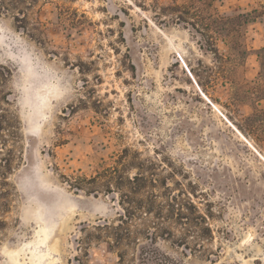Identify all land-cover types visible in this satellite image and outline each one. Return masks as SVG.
Wrapping results in <instances>:
<instances>
[{
  "label": "rangeland",
  "instance_id": "374dc122",
  "mask_svg": "<svg viewBox=\"0 0 264 264\" xmlns=\"http://www.w3.org/2000/svg\"><path fill=\"white\" fill-rule=\"evenodd\" d=\"M167 4L0 0V264H264V0L233 108Z\"/></svg>",
  "mask_w": 264,
  "mask_h": 264
},
{
  "label": "trees",
  "instance_id": "16d2710c",
  "mask_svg": "<svg viewBox=\"0 0 264 264\" xmlns=\"http://www.w3.org/2000/svg\"><path fill=\"white\" fill-rule=\"evenodd\" d=\"M1 1L3 4L7 5L16 4L17 2L26 3V0ZM213 1L214 0H191L189 3L186 2L187 4L184 6L179 3V0H168V4L163 6V9L175 13L174 21L196 34L199 39V48L202 51L213 54L214 65L199 61L197 68H191V72L200 78L198 84L206 93L219 92L220 94L225 93L228 95L231 91L227 106L233 108L238 105V100H241V98H238V89L240 90V88H242L243 81L246 80L243 78V69L241 70V66H243L249 50L242 41L240 27L248 23V20H246L243 14L225 15L219 13L213 6ZM29 6V3H27L26 8H29ZM20 10L23 9L20 8ZM219 40L224 44V51L221 50L218 44ZM262 54H264V47L259 51V55ZM261 79L264 81V72ZM262 86H264V82L257 85V87ZM262 88V90H264V87ZM253 116H260V118H262L264 117V112L255 113ZM142 179H144L142 176L128 177V183L132 191L137 192V188L139 187H134V184L136 181ZM76 190L80 191L81 188L77 187ZM125 195L128 197L127 194ZM125 210L127 217L135 215L134 209L127 208ZM199 216L201 215L186 217L188 221L185 222L183 226L188 227L191 222L200 225ZM106 227H108V225H106ZM187 230L190 229L187 228Z\"/></svg>",
  "mask_w": 264,
  "mask_h": 264
}]
</instances>
